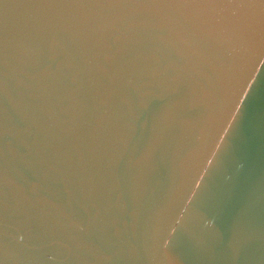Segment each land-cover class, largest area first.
<instances>
[{"label": "water", "instance_id": "95a60500", "mask_svg": "<svg viewBox=\"0 0 264 264\" xmlns=\"http://www.w3.org/2000/svg\"><path fill=\"white\" fill-rule=\"evenodd\" d=\"M0 264H264V3L0 0Z\"/></svg>", "mask_w": 264, "mask_h": 264}, {"label": "snow or ice", "instance_id": "6c2138e0", "mask_svg": "<svg viewBox=\"0 0 264 264\" xmlns=\"http://www.w3.org/2000/svg\"><path fill=\"white\" fill-rule=\"evenodd\" d=\"M244 2H247V0H244ZM261 3H264V0H261Z\"/></svg>", "mask_w": 264, "mask_h": 264}]
</instances>
